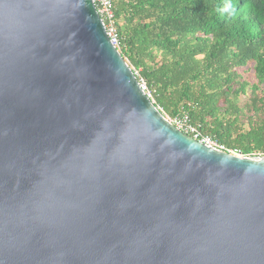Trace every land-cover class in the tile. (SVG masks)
Instances as JSON below:
<instances>
[{
    "label": "water",
    "instance_id": "obj_1",
    "mask_svg": "<svg viewBox=\"0 0 264 264\" xmlns=\"http://www.w3.org/2000/svg\"><path fill=\"white\" fill-rule=\"evenodd\" d=\"M0 264H264V158L171 126L91 0H0Z\"/></svg>",
    "mask_w": 264,
    "mask_h": 264
},
{
    "label": "trees",
    "instance_id": "obj_2",
    "mask_svg": "<svg viewBox=\"0 0 264 264\" xmlns=\"http://www.w3.org/2000/svg\"><path fill=\"white\" fill-rule=\"evenodd\" d=\"M112 9L118 52L162 116L185 114L226 149L264 156V0H113Z\"/></svg>",
    "mask_w": 264,
    "mask_h": 264
},
{
    "label": "built area",
    "instance_id": "obj_3",
    "mask_svg": "<svg viewBox=\"0 0 264 264\" xmlns=\"http://www.w3.org/2000/svg\"><path fill=\"white\" fill-rule=\"evenodd\" d=\"M95 12L98 15L99 19L102 22V26L105 30L106 36L110 42V44L118 50L119 47V42H118V37L116 35V24H115V18H114V13L112 9V2L113 0H91ZM135 76L138 87L140 91L151 101L153 104V101L151 99V95L147 90V87L145 83L143 82L142 79L139 78L138 74L136 72L133 73ZM163 118L175 129L180 131L183 135L193 139L194 141L208 147L212 148L216 151L226 153L228 155H234L239 158H247V159H252V160H259L264 158V156H243L240 151L236 149H226L224 146L218 144L216 141H214L212 138L208 136L202 135L196 128H194L192 125L189 123V119L187 115L181 114L176 117L168 118L163 116ZM259 158V159H258Z\"/></svg>",
    "mask_w": 264,
    "mask_h": 264
},
{
    "label": "rangeland",
    "instance_id": "obj_4",
    "mask_svg": "<svg viewBox=\"0 0 264 264\" xmlns=\"http://www.w3.org/2000/svg\"><path fill=\"white\" fill-rule=\"evenodd\" d=\"M239 73L242 74V77L245 78L247 81H251L252 80V74H251V72L246 73L243 70H239Z\"/></svg>",
    "mask_w": 264,
    "mask_h": 264
},
{
    "label": "clouds",
    "instance_id": "obj_5",
    "mask_svg": "<svg viewBox=\"0 0 264 264\" xmlns=\"http://www.w3.org/2000/svg\"><path fill=\"white\" fill-rule=\"evenodd\" d=\"M227 10H228L227 8L224 9V11H227Z\"/></svg>",
    "mask_w": 264,
    "mask_h": 264
}]
</instances>
